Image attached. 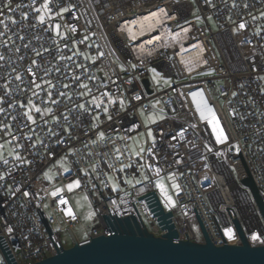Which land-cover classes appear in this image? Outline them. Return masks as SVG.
Instances as JSON below:
<instances>
[{"label": "built area", "instance_id": "built-area-1", "mask_svg": "<svg viewBox=\"0 0 264 264\" xmlns=\"http://www.w3.org/2000/svg\"><path fill=\"white\" fill-rule=\"evenodd\" d=\"M6 3L0 264H9L2 244L17 264H31L115 235L125 218L162 237L163 215L176 241L204 242L200 218L216 246L241 245L237 218L251 245H264V218L241 181L242 155L264 201V0ZM72 193L85 194L93 212L81 237Z\"/></svg>", "mask_w": 264, "mask_h": 264}, {"label": "water", "instance_id": "water-1", "mask_svg": "<svg viewBox=\"0 0 264 264\" xmlns=\"http://www.w3.org/2000/svg\"><path fill=\"white\" fill-rule=\"evenodd\" d=\"M144 82L148 87V80ZM241 158L247 174L241 181L251 190L264 218V201L242 155ZM162 218L168 229L162 237L143 229L134 218H125L120 220L115 235L99 236L84 245L76 243L31 264H264V245H251L237 218L234 223L242 244L222 246L212 243L200 218L204 242L176 241L178 232L174 225L167 215ZM1 247L8 263L17 264L8 248L3 244Z\"/></svg>", "mask_w": 264, "mask_h": 264}, {"label": "rangeland", "instance_id": "rangeland-1", "mask_svg": "<svg viewBox=\"0 0 264 264\" xmlns=\"http://www.w3.org/2000/svg\"><path fill=\"white\" fill-rule=\"evenodd\" d=\"M153 76L155 80L158 82V84L160 85H164V84L168 85L170 83V81H162V78L160 77L158 73H155V74L153 73ZM144 121H146L145 117H144ZM45 175H46V178L50 182H52L54 180V177L56 176L54 168L49 169ZM76 188H74L72 191H74ZM70 200H71V203L74 209L79 215L81 222H82V226H83V227L77 228L74 232L76 236L81 237L83 236V228L89 229L91 227V219L93 216V212H92L90 203L88 201V198L85 194L72 193ZM65 243L66 245L69 246L72 244V240L69 239L68 236H66ZM0 259H1V253H0Z\"/></svg>", "mask_w": 264, "mask_h": 264}, {"label": "snow or ice", "instance_id": "snow-or-ice-1", "mask_svg": "<svg viewBox=\"0 0 264 264\" xmlns=\"http://www.w3.org/2000/svg\"><path fill=\"white\" fill-rule=\"evenodd\" d=\"M11 4H12V0H7V3L4 5V7H5V8H8L9 10H11ZM19 7H21V5H17V8H19ZM43 7H44L45 9H47L48 4L45 3V4L43 5ZM2 11H3V9H0V12H2ZM36 11H40V9H36ZM65 11H67V9H65ZM21 16H22V18H24V19L27 18L26 15L23 14V13H21ZM40 19H41V21H43V17H40ZM0 23H2V21H0ZM12 23H16V21L13 20ZM5 27H7V25H5ZM57 27H58V26H57ZM241 27H244V25H241ZM73 31H75V29H73ZM21 38H22V37H21ZM0 59H2V57H0ZM18 79H19V77H18ZM82 87L87 88V85H82ZM135 98H136V99H139L138 96L135 97ZM80 107L83 108V105H81ZM97 107H99V104H97ZM121 107H123V101H121ZM39 111H40V109H37V112H39ZM48 111L50 112L51 109H48ZM105 112H106V114H107V109H105ZM202 115H203V114H202ZM28 119H29V120H32L33 118H32L31 116H29ZM109 119H111V116H109ZM33 122H35V121H33ZM211 122L214 124V130H215V128H216L215 118H213V121H211ZM147 135H148V137H151V136H152V132L149 130V131L147 132ZM101 137H103V134H101ZM121 139H123V137H121ZM224 140H225V137L223 136L222 131H219L218 134H217V141L223 143ZM116 151L119 152L120 150L117 149ZM141 151H143V150H141ZM149 152H150V154H151V150H149ZM117 158H119V157H117ZM17 159H19V157H17ZM5 163H7V161H5ZM156 171H157V174H159V169H157ZM2 178H3V177H0V179H2ZM79 186H80V181L77 180V181H74L73 183L69 184V185H68V189H69V191H72L74 188L79 187ZM157 187L161 188V191H164V189H163V185H162V184L158 183V184H157ZM173 187L176 188L177 190L179 189V185L174 184ZM17 191H19V189H17ZM58 191H59V190H57V192H58ZM177 194H178V193H177ZM24 195H25V196H28L29 194H28L27 192H25ZM52 195L55 196V195H57V193L54 192V193H52ZM165 196H166V199L168 200V202H169V203H172V201H171V197H168L166 193H165ZM60 203H61V204H64V203H66V201L61 200ZM66 214L71 216V215H72L71 210H69ZM8 231H11V229H9ZM229 236H230V238H231V232H229ZM252 239H253V240H257L258 237L253 236Z\"/></svg>", "mask_w": 264, "mask_h": 264}, {"label": "bare ground", "instance_id": "bare-ground-1", "mask_svg": "<svg viewBox=\"0 0 264 264\" xmlns=\"http://www.w3.org/2000/svg\"><path fill=\"white\" fill-rule=\"evenodd\" d=\"M146 23H153V19H152V17H147V19H146ZM182 59H185V58L182 57Z\"/></svg>", "mask_w": 264, "mask_h": 264}]
</instances>
